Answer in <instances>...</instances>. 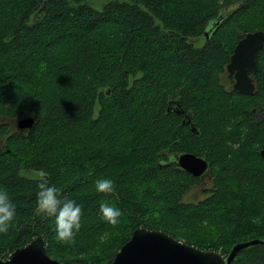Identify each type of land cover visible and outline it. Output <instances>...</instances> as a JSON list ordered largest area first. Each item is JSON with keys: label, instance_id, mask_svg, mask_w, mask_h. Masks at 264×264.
Wrapping results in <instances>:
<instances>
[{"label": "trees", "instance_id": "obj_1", "mask_svg": "<svg viewBox=\"0 0 264 264\" xmlns=\"http://www.w3.org/2000/svg\"><path fill=\"white\" fill-rule=\"evenodd\" d=\"M82 1L0 0V116L35 114L31 127L10 133L0 123V190L17 205L0 257L42 233L52 257L107 264L140 225L223 254L264 237V116L253 110L264 108V44L253 93L220 82L238 38L264 30V0H108L100 9ZM172 98L191 111L196 133L167 111ZM174 149L210 160L214 188L203 198L183 199L197 178L175 165ZM28 169L46 171L82 206L74 246L55 239L53 218L37 215L38 174ZM104 177L115 195L96 192ZM104 201L121 211L118 224L102 218ZM229 264H264V244Z\"/></svg>", "mask_w": 264, "mask_h": 264}, {"label": "water", "instance_id": "obj_2", "mask_svg": "<svg viewBox=\"0 0 264 264\" xmlns=\"http://www.w3.org/2000/svg\"><path fill=\"white\" fill-rule=\"evenodd\" d=\"M44 3L34 13L38 19ZM224 11V12H223ZM226 11L219 13L207 21L204 30L208 37L211 30L222 20ZM264 44V30L258 28L245 31L234 44L228 61L225 63L227 73L232 75V88L240 93L251 94L255 90L253 75L257 70V53ZM184 112L182 122L188 123L192 132L197 127L192 121L191 111L185 112L178 98L169 99L167 111ZM16 126L20 129L31 127L35 122L34 110L17 113ZM9 130V129H8ZM5 135L2 139L5 140ZM3 140V143H4ZM4 145V144H3ZM1 151V150H0ZM264 156V145L259 149ZM181 169L192 175H200L209 170V162L189 150L181 151L176 157ZM256 244H264V237H253L235 241L226 254L211 248H201L176 238L163 229L138 226L130 237L121 244L111 261L107 264H229L241 250ZM0 264H93L91 261L59 260L46 251V243L42 233H37L25 245L12 250L7 257H0Z\"/></svg>", "mask_w": 264, "mask_h": 264}, {"label": "clouds", "instance_id": "obj_3", "mask_svg": "<svg viewBox=\"0 0 264 264\" xmlns=\"http://www.w3.org/2000/svg\"><path fill=\"white\" fill-rule=\"evenodd\" d=\"M37 179L36 213L43 218L54 219L55 239L62 245L74 246L82 223V206L73 199L63 195V191L50 183L48 173L40 171ZM96 192L105 195H115L116 183L113 179L104 177L95 181ZM102 218L109 224L120 222L121 211L107 201L100 204ZM17 219V205L6 190H0V234H5Z\"/></svg>", "mask_w": 264, "mask_h": 264}, {"label": "flooded vegetation", "instance_id": "obj_4", "mask_svg": "<svg viewBox=\"0 0 264 264\" xmlns=\"http://www.w3.org/2000/svg\"><path fill=\"white\" fill-rule=\"evenodd\" d=\"M230 77V78H229ZM227 78H229L230 80V86L232 87V81H233V78H232V75L231 74H227ZM221 75H220V82H221ZM229 88V87H228ZM253 110H255V114L256 116H258V118H262L264 116V108H260V107H256V108H253ZM176 113V112H175ZM176 114H179L181 115V117L183 118V115H184V112H180V113H176ZM2 118L0 119V123L3 124V130L6 129V132L7 133H10V131H14L16 129H20V128H17L16 126V121H17V117L18 116H8V115H4V116H1ZM16 120V121H15ZM13 124V128H11ZM188 124V123H187ZM189 125V124H188ZM9 129V130H8ZM7 133L3 134V135H0V149H2V145H3V136L6 135ZM181 151H184V150H179V149H174L172 151V159L175 163V165L180 168V166L177 164V161H176V157H177V154L180 153ZM191 151V150H189ZM193 153H195L196 155H199V156H204L202 154H198L194 151H192ZM205 157V156H204ZM206 158V157H205ZM207 161L209 162V170L204 172L203 174H200L198 176L196 175H192L191 173H189L190 175L194 176L197 178V182L196 183H193L191 186H190V190L191 189H194L195 187H201V191L202 192H205V193H210L213 188H214V180H213V173H212V168H211V162L208 158H206ZM181 169V168H180ZM183 170V169H182ZM185 171V170H184ZM186 172V171H185Z\"/></svg>", "mask_w": 264, "mask_h": 264}, {"label": "rangeland", "instance_id": "obj_5", "mask_svg": "<svg viewBox=\"0 0 264 264\" xmlns=\"http://www.w3.org/2000/svg\"><path fill=\"white\" fill-rule=\"evenodd\" d=\"M108 0H83L82 2L90 4L91 6L95 7V8H102V5ZM236 5L235 3H232L230 6H234ZM228 7L223 8V10H227ZM231 8V7H230ZM224 12V11H223ZM205 41V37L203 35L197 36L195 38H193V43L195 44V46H199L202 45ZM227 71L225 70L222 75H221V80L222 83L224 84V86H226L227 88L230 87V80L229 78H227ZM97 110V104L95 105V110L94 113H96ZM2 117L0 116V119ZM16 121V120H15ZM11 128H13V124L11 126ZM24 174L29 175V176H35L38 174V171L36 170H32V169H28V170H23L22 171ZM207 193L202 192L201 191V187H195L194 189H189L185 195L183 196L184 200H190V201H196L200 198H203L204 196H206ZM220 249V248H219ZM221 250V249H220Z\"/></svg>", "mask_w": 264, "mask_h": 264}]
</instances>
